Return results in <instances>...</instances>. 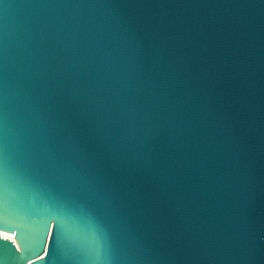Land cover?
Listing matches in <instances>:
<instances>
[{
	"label": "water",
	"instance_id": "water-1",
	"mask_svg": "<svg viewBox=\"0 0 264 264\" xmlns=\"http://www.w3.org/2000/svg\"><path fill=\"white\" fill-rule=\"evenodd\" d=\"M0 264H264V0H0Z\"/></svg>",
	"mask_w": 264,
	"mask_h": 264
},
{
	"label": "bare ground",
	"instance_id": "bare-ground-1",
	"mask_svg": "<svg viewBox=\"0 0 264 264\" xmlns=\"http://www.w3.org/2000/svg\"><path fill=\"white\" fill-rule=\"evenodd\" d=\"M0 236L1 237H8L9 235L7 233H4V232L0 231Z\"/></svg>",
	"mask_w": 264,
	"mask_h": 264
},
{
	"label": "built area",
	"instance_id": "built-area-1",
	"mask_svg": "<svg viewBox=\"0 0 264 264\" xmlns=\"http://www.w3.org/2000/svg\"><path fill=\"white\" fill-rule=\"evenodd\" d=\"M7 238H11V239H13V236H8Z\"/></svg>",
	"mask_w": 264,
	"mask_h": 264
}]
</instances>
